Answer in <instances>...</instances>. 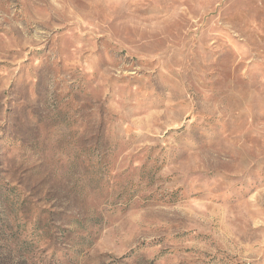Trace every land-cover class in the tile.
I'll return each instance as SVG.
<instances>
[{
	"label": "rangeland",
	"instance_id": "rangeland-1",
	"mask_svg": "<svg viewBox=\"0 0 264 264\" xmlns=\"http://www.w3.org/2000/svg\"><path fill=\"white\" fill-rule=\"evenodd\" d=\"M0 264H264V0H0Z\"/></svg>",
	"mask_w": 264,
	"mask_h": 264
}]
</instances>
